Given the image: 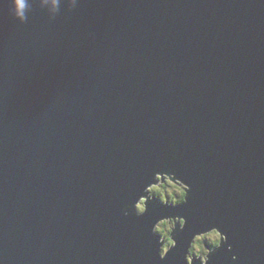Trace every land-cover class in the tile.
Returning <instances> with one entry per match:
<instances>
[{"label":"water","instance_id":"water-1","mask_svg":"<svg viewBox=\"0 0 264 264\" xmlns=\"http://www.w3.org/2000/svg\"><path fill=\"white\" fill-rule=\"evenodd\" d=\"M165 168L188 202L124 217ZM213 226L233 251L209 264H264V0H80L23 24L0 0V264H186Z\"/></svg>","mask_w":264,"mask_h":264},{"label":"clouds","instance_id":"clouds-1","mask_svg":"<svg viewBox=\"0 0 264 264\" xmlns=\"http://www.w3.org/2000/svg\"><path fill=\"white\" fill-rule=\"evenodd\" d=\"M80 0H9V14L21 24L25 23L34 5L45 9L50 20L55 19L61 6L68 10L75 9ZM173 158H176L175 145H169ZM163 178V179H161ZM154 181V182H153ZM191 186L175 169L165 168L156 171L154 176L140 191L137 198L121 209L124 217L134 214L139 217L148 210L149 202L158 200L162 205L179 207L188 202ZM154 193H159L155 195ZM187 226V219L182 215L164 216L155 221L151 227L154 236H158L159 258L166 259L171 249L176 247V235L183 232ZM195 238V240H194ZM205 243H201V240ZM227 245V251L232 252L233 246L228 243V236L219 227L213 226L207 230H198L191 233L187 242L184 259L186 264H209L210 257L220 248ZM238 256H231V264H237Z\"/></svg>","mask_w":264,"mask_h":264},{"label":"flooded vegetation","instance_id":"flooded-vegetation-1","mask_svg":"<svg viewBox=\"0 0 264 264\" xmlns=\"http://www.w3.org/2000/svg\"><path fill=\"white\" fill-rule=\"evenodd\" d=\"M158 194H159V193H158ZM201 243H202V244L205 243V240L202 239V240H201Z\"/></svg>","mask_w":264,"mask_h":264},{"label":"rangeland","instance_id":"rangeland-1","mask_svg":"<svg viewBox=\"0 0 264 264\" xmlns=\"http://www.w3.org/2000/svg\"><path fill=\"white\" fill-rule=\"evenodd\" d=\"M161 179H163V178H161ZM155 195H159L158 193H154Z\"/></svg>","mask_w":264,"mask_h":264}]
</instances>
